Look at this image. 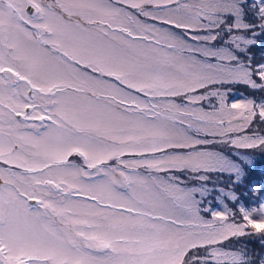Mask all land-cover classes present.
I'll use <instances>...</instances> for the list:
<instances>
[{"label": "snow or ice", "instance_id": "1", "mask_svg": "<svg viewBox=\"0 0 264 264\" xmlns=\"http://www.w3.org/2000/svg\"><path fill=\"white\" fill-rule=\"evenodd\" d=\"M241 149L264 0H0V264H264Z\"/></svg>", "mask_w": 264, "mask_h": 264}, {"label": "rangeland", "instance_id": "2", "mask_svg": "<svg viewBox=\"0 0 264 264\" xmlns=\"http://www.w3.org/2000/svg\"><path fill=\"white\" fill-rule=\"evenodd\" d=\"M233 91L237 94V97H239V94L243 93L244 95H247V91L242 88L238 87L233 89ZM231 100L232 97H229ZM241 152H245L248 155H251L255 161L253 169L250 170V179H254L257 183H259L260 178L264 177V156L260 154L258 150H245L241 149L239 150ZM226 179V178H225ZM217 180L216 176H212V181L215 182ZM210 187L212 186L211 184L209 185ZM217 187L224 188L225 184L224 183H218L216 184ZM225 203L228 204L229 207H232L230 202L225 201ZM213 206L214 207H223L222 204L218 205L215 200H213ZM206 218H210V216L206 215ZM249 247H253V245H249ZM257 251L259 250L258 248L256 249Z\"/></svg>", "mask_w": 264, "mask_h": 264}, {"label": "crops", "instance_id": "3", "mask_svg": "<svg viewBox=\"0 0 264 264\" xmlns=\"http://www.w3.org/2000/svg\"><path fill=\"white\" fill-rule=\"evenodd\" d=\"M177 31H179V30H177Z\"/></svg>", "mask_w": 264, "mask_h": 264}, {"label": "trees", "instance_id": "4", "mask_svg": "<svg viewBox=\"0 0 264 264\" xmlns=\"http://www.w3.org/2000/svg\"><path fill=\"white\" fill-rule=\"evenodd\" d=\"M231 97V96H230Z\"/></svg>", "mask_w": 264, "mask_h": 264}]
</instances>
